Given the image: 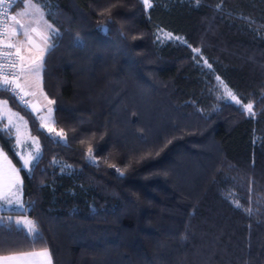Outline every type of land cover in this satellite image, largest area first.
<instances>
[{
    "label": "trees",
    "instance_id": "1",
    "mask_svg": "<svg viewBox=\"0 0 264 264\" xmlns=\"http://www.w3.org/2000/svg\"><path fill=\"white\" fill-rule=\"evenodd\" d=\"M32 2L56 30L41 74L54 134L0 94L40 145L23 169L0 124L24 205L0 212V256L264 264V0Z\"/></svg>",
    "mask_w": 264,
    "mask_h": 264
},
{
    "label": "snow or ice",
    "instance_id": "2",
    "mask_svg": "<svg viewBox=\"0 0 264 264\" xmlns=\"http://www.w3.org/2000/svg\"><path fill=\"white\" fill-rule=\"evenodd\" d=\"M145 7H151L150 0H142ZM0 6H3V0H0ZM29 10H31V15L34 17V21L36 23H42L44 27V33L38 35L40 36L41 41L45 45L43 49H40V53L35 58L26 59L24 55L21 54L20 47H17L14 44H6L4 45L7 49L15 48V53H11L8 51H4L2 53V56H0V59L3 61H6V65L0 67V73L3 74V79L0 81V88H3L5 91H10L14 96L18 95L16 92V89H20L21 92H23V89L21 88L20 83L18 82L21 77L26 76L30 73L39 74V72L42 70V59L43 55L47 50H50L52 45L49 43L50 36L54 35L56 30L52 27V25L48 24L45 19V13L41 11V8L38 6V4H33L32 0H29L28 5L26 6V10L24 13H17V15H28ZM107 11V10H106ZM12 20L16 21L17 24H19V27L23 29V35L27 39L28 44H34V41L32 40V37L29 34L28 26H25L23 24H20V22L16 19V16L11 17ZM32 32H36V28H31ZM14 34H20L18 32H14ZM165 35L168 38H172L171 33H165ZM176 39H179V37H176ZM198 51V50H196ZM39 61V62H38ZM209 67H211L209 65ZM11 71H8V70ZM11 77V78H10ZM219 80V77H217ZM223 85V82H220ZM224 87V94L231 98L232 101H235L237 104H240V100L237 99V97L232 93L230 89L226 85H223ZM34 93H24V95H29ZM23 99V97H21ZM49 103H54L53 101H49ZM0 104L6 106L7 101H0ZM25 105L27 106V102H25ZM243 108L249 113L253 114V105L251 103H248L246 105H243ZM36 110V109H33ZM51 111V110H49ZM10 112V110H9ZM12 117H17L20 121H23V117H20L17 113H10L9 116V124H12ZM26 123V122H25ZM13 127H16V125L13 124ZM19 131V128L17 127V132ZM63 130H61V133H57V135H62ZM19 143V140L17 141ZM89 154H91L92 149H88ZM0 156H3L5 160H7V157L0 152ZM37 157H30L29 159H24L23 161V167L28 168L30 165V162L35 160ZM13 172H18V170L13 169ZM20 181L17 177L16 180L11 181L6 186L3 184H0V209L7 208V207H13V208H23L24 205L20 202ZM237 207H241L239 203L236 204ZM249 213H251V209H247ZM8 220H11V217L7 218ZM6 223L5 219L3 217H0V225H4ZM19 227H24V223L21 221H15L14 222ZM26 230L29 232V234L35 235L36 234V226L33 221H27V228ZM0 264H51L50 254L46 249L42 251H31V252H17L13 253L7 256L0 257Z\"/></svg>",
    "mask_w": 264,
    "mask_h": 264
},
{
    "label": "rangeland",
    "instance_id": "3",
    "mask_svg": "<svg viewBox=\"0 0 264 264\" xmlns=\"http://www.w3.org/2000/svg\"><path fill=\"white\" fill-rule=\"evenodd\" d=\"M28 3H29V1H27L25 3L24 9L28 5ZM14 13H13V16H16V14H14ZM16 19L20 22V24L28 26L29 34L32 37V40L34 41V44L36 46H34L33 44L27 43V39L23 35V29H21L19 27V24H17L16 21H14L12 19L8 23L7 30H6L7 36H8V40H7L8 44L11 43V44L16 45L17 47H20L21 54L24 55L26 57V59L37 57L40 53V49H43L45 47V45L43 44V42L40 39V36L38 35V33H40V34L44 33L43 24L42 23H39V24L36 23L34 21V17L31 15L30 11H29L28 16L25 19V21L28 23H25L24 21L19 20V18L17 16H16ZM22 20H23V17H22ZM31 28H36V32H32ZM13 31L21 33V37L17 38V34H14ZM159 37L163 40H169L170 39L164 33H160ZM21 39H22V41H20ZM45 53H44V55H45ZM42 61H43V59H42ZM41 74H42V70L39 72L38 75L35 73H30V74H27L26 76H23L21 78L20 85H21V88L23 89V93H34V94L26 95L27 102H28L27 103L28 107L26 109L30 110V112L35 116L39 115L38 121L41 125V128H43L47 133L52 134L54 132L53 119H52V108L50 106L49 101H47L43 95L42 83H41ZM0 101H5V100L0 99ZM33 109H36V110H33ZM9 110H10V112H9ZM49 110H51V111H49ZM10 113H17V112L12 110L8 106V104L6 106L0 104L1 129L8 131L12 135L14 133H16L15 138L17 137L16 138L17 141L19 140V143L16 142L17 147H18L17 156L20 159L22 166H23L24 159H29L30 157H37L35 160L31 161L29 167L26 168V169H29L37 161V159L40 156L39 142L35 137H33L29 134L27 123H25L26 121L24 119H23V121H20L17 117H12L13 123L9 124ZM13 124L16 125V127H13ZM17 127L19 128L18 132H17ZM20 202H21V199H20ZM11 208H13V207H9V209H11ZM13 209L17 210L20 208H13ZM18 220L24 223V227H22V228L26 230L27 221H30V220L26 217H20V216L11 217V221H13V222L18 221ZM26 232H28V231L26 230Z\"/></svg>",
    "mask_w": 264,
    "mask_h": 264
},
{
    "label": "built area",
    "instance_id": "4",
    "mask_svg": "<svg viewBox=\"0 0 264 264\" xmlns=\"http://www.w3.org/2000/svg\"><path fill=\"white\" fill-rule=\"evenodd\" d=\"M22 0H3V6H0V56H2V53L4 51H8L11 53H15L16 49H7L4 47V45L8 44V36H7V26L8 23L11 20V17L13 16L14 10L16 6L21 2ZM6 65V61H3L0 59V67ZM8 71H11L10 69ZM11 78V77H10ZM3 79V74L0 73V81ZM21 83V78L18 81ZM16 92L18 95L14 96L10 91H5L3 88H0V94H6L10 97H12L20 106L27 108L25 105V102H27L26 95H24L23 92L20 91V89H16ZM23 97V99H21ZM28 103V102H27Z\"/></svg>",
    "mask_w": 264,
    "mask_h": 264
},
{
    "label": "crops",
    "instance_id": "5",
    "mask_svg": "<svg viewBox=\"0 0 264 264\" xmlns=\"http://www.w3.org/2000/svg\"><path fill=\"white\" fill-rule=\"evenodd\" d=\"M27 1H29V0H24L22 3H20V4H18L17 6H16V8H15V10H14V14H16V16L19 18V20H21V21H24L25 23H28V22H26L25 21V19H26V17L28 16V15H17V13H24L25 12V10H26V8L24 9V6H25V3L27 2ZM33 3V2H32ZM34 4V3H33ZM30 12H31V10H29ZM42 11V10H41ZM22 17H23V20H22ZM48 23V22H47ZM49 24V23H48ZM25 26H27V25H25ZM13 30V29H12ZM14 32V31H13ZM21 37V33L20 34H17V38H20ZM51 37H52V35L50 36V39H51ZM20 41H22V39L20 40ZM50 41V40H49ZM23 46V45H22ZM46 54V53H45ZM45 56V55H44ZM44 56H43V58H44ZM43 62V61H42ZM22 78V77H21ZM39 116V115H38ZM38 116H35L37 119H39L38 118ZM15 134L16 133H14L13 135H12V137L14 138V141H15V146H16V149L18 150V147H17V144H16V142H17V137L15 138ZM0 152H2L6 157H7V160H5L4 158H3V156H0V184H3L4 186H6L8 183H10L11 181H14V180H16L17 179V177H18V179H19V181L21 182L20 183V190H21V194H20V199H21V203L23 204V202H22V178H21V175H20V173H19V169L12 163V161L10 160V158L6 155V153L0 148ZM18 157V156H17ZM19 159V158H18ZM19 161H20V159H19ZM20 163H21V161H20ZM21 166H22V163H21ZM22 168L23 169H25V170H29V169H26V168H24L23 166H22ZM13 169H16V170H18V172H13ZM23 212L24 211V207L21 209H13V208H11V209H9V207H7V208H3V209H0V212ZM20 217H24V216H20ZM38 251H42V250H38ZM48 251V250H47ZM49 253V252H48ZM5 256H7V255H5ZM0 257H2V256H0ZM50 259H51V257H50ZM51 264H52V261H51Z\"/></svg>",
    "mask_w": 264,
    "mask_h": 264
}]
</instances>
